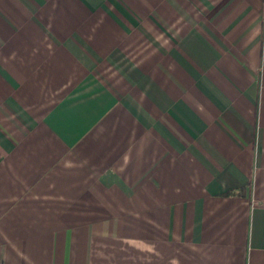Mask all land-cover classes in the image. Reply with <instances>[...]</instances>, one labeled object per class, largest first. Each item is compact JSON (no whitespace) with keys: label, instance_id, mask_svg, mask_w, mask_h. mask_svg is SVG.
Listing matches in <instances>:
<instances>
[{"label":"crops","instance_id":"obj_1","mask_svg":"<svg viewBox=\"0 0 264 264\" xmlns=\"http://www.w3.org/2000/svg\"><path fill=\"white\" fill-rule=\"evenodd\" d=\"M0 264H264V0H0Z\"/></svg>","mask_w":264,"mask_h":264}]
</instances>
